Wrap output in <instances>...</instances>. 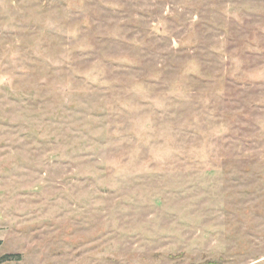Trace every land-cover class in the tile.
<instances>
[{
  "label": "rangeland",
  "instance_id": "obj_1",
  "mask_svg": "<svg viewBox=\"0 0 264 264\" xmlns=\"http://www.w3.org/2000/svg\"><path fill=\"white\" fill-rule=\"evenodd\" d=\"M0 260L264 264V0H0Z\"/></svg>",
  "mask_w": 264,
  "mask_h": 264
},
{
  "label": "trees",
  "instance_id": "obj_2",
  "mask_svg": "<svg viewBox=\"0 0 264 264\" xmlns=\"http://www.w3.org/2000/svg\"><path fill=\"white\" fill-rule=\"evenodd\" d=\"M11 256H12V254H6V255H3V256L1 257V260H2V259H9ZM1 260H0V261H1Z\"/></svg>",
  "mask_w": 264,
  "mask_h": 264
}]
</instances>
